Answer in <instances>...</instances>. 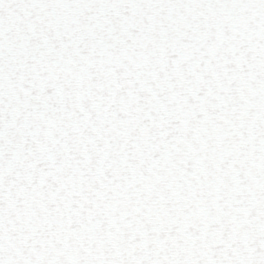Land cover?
<instances>
[{
	"label": "snow or ice",
	"instance_id": "6c2138e0",
	"mask_svg": "<svg viewBox=\"0 0 264 264\" xmlns=\"http://www.w3.org/2000/svg\"><path fill=\"white\" fill-rule=\"evenodd\" d=\"M0 264H264V0H0Z\"/></svg>",
	"mask_w": 264,
	"mask_h": 264
}]
</instances>
